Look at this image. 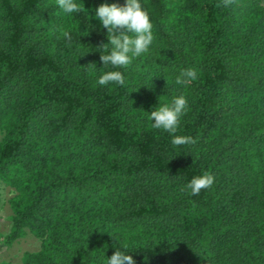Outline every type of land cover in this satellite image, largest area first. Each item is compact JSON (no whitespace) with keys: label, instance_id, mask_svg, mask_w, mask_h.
Listing matches in <instances>:
<instances>
[{"label":"trees","instance_id":"1","mask_svg":"<svg viewBox=\"0 0 264 264\" xmlns=\"http://www.w3.org/2000/svg\"><path fill=\"white\" fill-rule=\"evenodd\" d=\"M77 3L0 0L5 243L41 241L17 264H107L117 248L136 264H264V0H142L154 41L122 68L103 67L92 9L126 0ZM188 68L198 78L176 84ZM113 70L124 85L96 83ZM181 94L177 132L153 128L147 112Z\"/></svg>","mask_w":264,"mask_h":264},{"label":"clouds","instance_id":"2","mask_svg":"<svg viewBox=\"0 0 264 264\" xmlns=\"http://www.w3.org/2000/svg\"><path fill=\"white\" fill-rule=\"evenodd\" d=\"M57 7L65 14L72 15L81 11L77 0H56ZM85 7V6H84ZM92 16L97 19L103 29L107 30L110 43L107 55L101 56L103 67L111 65L113 68L127 67L132 61L146 53L154 41L153 24L148 12L142 6V0H126L123 6L103 3L92 9ZM68 38L69 33L64 32ZM198 78L197 71L188 68L180 72L175 83L184 85ZM96 83L100 86L117 84L124 85L125 77L121 71H105L99 75ZM160 98V97H159ZM188 107L185 95L174 96L170 102L161 104L148 113L152 127L161 129L169 134H175L180 126L181 118ZM173 144L182 145L190 142L185 136L173 135ZM214 177L208 173L192 177L186 187L192 195L210 187ZM124 248H117L114 254L107 258V264H136L132 255Z\"/></svg>","mask_w":264,"mask_h":264},{"label":"rangeland","instance_id":"3","mask_svg":"<svg viewBox=\"0 0 264 264\" xmlns=\"http://www.w3.org/2000/svg\"><path fill=\"white\" fill-rule=\"evenodd\" d=\"M14 193L8 188L0 185V264H17L22 261L26 251L34 252L39 250L41 241L32 234H27L20 240L7 245L5 238L10 232L12 214L8 199Z\"/></svg>","mask_w":264,"mask_h":264}]
</instances>
